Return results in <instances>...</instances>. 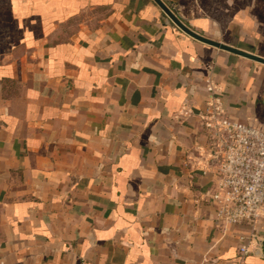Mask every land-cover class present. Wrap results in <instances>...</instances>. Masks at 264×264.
Instances as JSON below:
<instances>
[{
  "label": "crops",
  "instance_id": "obj_1",
  "mask_svg": "<svg viewBox=\"0 0 264 264\" xmlns=\"http://www.w3.org/2000/svg\"><path fill=\"white\" fill-rule=\"evenodd\" d=\"M165 2L264 57V0ZM213 94L264 127V63L155 0H0V264H264L197 165Z\"/></svg>",
  "mask_w": 264,
  "mask_h": 264
},
{
  "label": "built area",
  "instance_id": "obj_2",
  "mask_svg": "<svg viewBox=\"0 0 264 264\" xmlns=\"http://www.w3.org/2000/svg\"><path fill=\"white\" fill-rule=\"evenodd\" d=\"M202 118L210 135L198 148L197 165L215 177V222L246 228L239 247L245 255L264 218V127L228 115L214 94Z\"/></svg>",
  "mask_w": 264,
  "mask_h": 264
},
{
  "label": "water",
  "instance_id": "obj_3",
  "mask_svg": "<svg viewBox=\"0 0 264 264\" xmlns=\"http://www.w3.org/2000/svg\"><path fill=\"white\" fill-rule=\"evenodd\" d=\"M159 6L163 9V11L167 14V16L178 26L180 27L183 31L188 33L189 35L193 36L194 38L203 41L205 43L214 45L216 47L235 52L237 54L249 57L251 59L260 61L264 63V57L260 55H256L254 53L244 51L241 49H238L236 47H233L231 45H228L226 43L211 39L209 37H206L193 29H191L187 24H185L178 16L177 14L173 11L171 7H169L163 0H155ZM254 247H255V253L260 254L264 256V237H259L257 236L256 239L254 240Z\"/></svg>",
  "mask_w": 264,
  "mask_h": 264
}]
</instances>
